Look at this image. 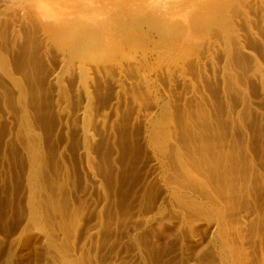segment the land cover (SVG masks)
Instances as JSON below:
<instances>
[{"label": "rangeland", "instance_id": "obj_1", "mask_svg": "<svg viewBox=\"0 0 264 264\" xmlns=\"http://www.w3.org/2000/svg\"><path fill=\"white\" fill-rule=\"evenodd\" d=\"M145 1L137 21L134 0H0V264H238L154 139L209 109L248 147L229 207L264 264V0ZM83 26L75 53L58 32Z\"/></svg>", "mask_w": 264, "mask_h": 264}, {"label": "bare ground", "instance_id": "obj_2", "mask_svg": "<svg viewBox=\"0 0 264 264\" xmlns=\"http://www.w3.org/2000/svg\"><path fill=\"white\" fill-rule=\"evenodd\" d=\"M252 1H254V0H252ZM257 1L258 0H256V2ZM156 4L159 5L160 2H158ZM151 5H154V4L147 2L145 0L144 1L140 0V2H137V0H134L133 3L130 2V4H129L130 8L128 9V11L130 10L131 14H133V16L136 17V19H138L137 21H139L140 18H138V17L140 15L137 14V11H140L141 13L151 14V15H153L155 13L156 9L153 11ZM161 6H163V9L160 8L159 10L166 12L169 9H171L172 5L169 4V6H168V2H167V4H163V5L161 4ZM157 8H158V6H157ZM142 17H144V16H142ZM135 24H138V23L135 22ZM73 31L71 29L70 30L61 29L58 32V36L59 37L62 36V38L65 39V41H67L69 43V46L73 50V52H75V53H85V52L88 53L89 52L90 53V52H93L94 49L96 50L99 39H97L95 37L96 36L95 34L90 32L91 30H88V28H85L83 26V28L78 29V32H77V30L75 32H73ZM71 32H73V33H71ZM198 95L200 96V94H198ZM200 97H201V102L204 103L205 108H208L207 100L209 98L205 100L204 97H202V96H200ZM211 107H213V106H211ZM201 108H202V105H201ZM212 110L209 109V113H205L201 119L198 116V118H199L198 121H196V119H194V118L192 119V115H190V118L192 120L189 118H186V121L184 120L185 122L182 123L183 125L181 126V133H182L181 137L183 138L182 141L175 140V137H173V135L171 137V133H170L168 126L166 124H161L159 126L160 128L158 127L159 131H158V134L157 133L154 134V136L157 134L155 136L156 138L154 137V139L156 141L155 140L154 141L158 144V146H159L158 148L163 155H167V154L171 153L169 156L172 157V159H170L173 162L172 167L175 166L176 168L179 169L177 174L178 173L182 174V179H180V180L177 179L179 181L175 185L176 192L179 194H181L182 191H184V192L190 191V193L194 192V193L200 195V197L203 199V201L205 199L208 202L206 204L214 207V209L217 212L219 209L220 214H221V217L220 216L219 217L222 219L221 223L223 225V232H224L223 234H224V238L226 241L225 242L223 240L226 243L225 248H227L228 252H231L233 259L238 264H249L248 262H250V261H247L248 257H249V251L247 249L248 228L243 223H241V221L237 215H233L236 209H233L234 206H232L233 205L232 203H234L233 198L235 197L234 196L235 193H237L236 194V196H237V195L241 194L240 193V192H242L241 190H243V191L246 190L248 192V194H250L249 190L253 189L252 186L255 185V183H253L255 181H253L254 176L252 174V173L255 174V172H253L255 170L253 169L254 167H252V165L250 164V166L253 170V171L250 170L252 172L250 175L251 178H253V179L250 178L252 181L247 180V182H245L246 181L245 176H247V175H245V173L244 174L242 173L244 175V176L242 175V179L245 180L244 181L245 183L243 185V183H241L243 181L241 180V182H240V179L238 178L239 173L243 172V170L245 168H246L245 171H247V168H248V171L251 168H249L250 166L248 167L249 161L246 162V160H245V164H243V167H245V168L241 167L242 164L240 166L238 165L239 168L240 167L242 168V170L238 171L237 164H238V161L241 160L240 157L242 156L241 154L239 155V152H240L239 150H241V148L243 149V147H244L245 149H243V150L247 151L246 148H248V147H246V145H242V144H240V146L236 145V144H238V142L235 141L236 139L234 137L233 138H234L235 142H233L231 140L232 139V137H231V138H229V140H230L229 143L228 142L226 143V140H225V142H222L221 139H219V140L217 139L218 138L217 136L219 133L218 132L219 126L218 127L213 126L214 128H212V122H216V119H217L216 114L215 115L212 114ZM213 112H215V111H213ZM184 113H186V112H184ZM189 114H191V113L189 112ZM187 116H188V114H187ZM184 117H185V115H184ZM213 117L216 119H214ZM195 118H197V117H195ZM211 128H212V131L210 130ZM179 135H181V134H179ZM221 138H223V137H221ZM215 140H217V141H215ZM230 144L232 145V147L230 146ZM241 145L243 147H241ZM238 146L241 148L239 149ZM236 147H238V148H236ZM237 149H239V150H237ZM235 150H237V151H235ZM241 153L243 154L244 152L242 151ZM244 156L241 157L242 160L246 158ZM242 162H244V161H242ZM175 170H177V169H175ZM236 170L239 172L238 175L236 174L237 175L236 178L239 179V180L236 179V180H238V182L236 180L234 181ZM248 171L246 172V174L247 173L250 174V171L249 172ZM178 177H176V178H178ZM255 180H256V175H255ZM234 182H236V185H237V183H241V185L238 184V186H240L239 188L242 187L239 190L240 194L238 193V191L236 189L237 186L234 184ZM249 183L250 184L252 183L251 187H250ZM189 184L192 185L191 188H190V186H188ZM233 184L236 186V187H234V190L236 189L237 192L233 191ZM233 192H234V195H233ZM247 192H242V193H244L242 195H245V193H247ZM242 195H241V197H242ZM238 197H240V196H238ZM243 197L240 199H243ZM237 198H235V199H237ZM237 201H239V198ZM229 205L232 206L233 208L231 209V207H229ZM234 205H235V203H234ZM235 207H236V205H235ZM216 211H215V213H216ZM225 213L227 215H225ZM247 214H249V212H247ZM226 217H227V219H226ZM245 224L248 225V223H246V222H245ZM246 234H247V236H246Z\"/></svg>", "mask_w": 264, "mask_h": 264}]
</instances>
